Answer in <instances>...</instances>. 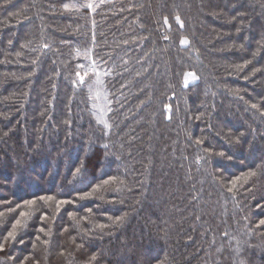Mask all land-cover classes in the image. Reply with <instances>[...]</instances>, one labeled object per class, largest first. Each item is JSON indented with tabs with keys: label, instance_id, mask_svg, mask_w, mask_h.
Here are the masks:
<instances>
[{
	"label": "trees",
	"instance_id": "16d2710c",
	"mask_svg": "<svg viewBox=\"0 0 264 264\" xmlns=\"http://www.w3.org/2000/svg\"><path fill=\"white\" fill-rule=\"evenodd\" d=\"M261 221L264 0H0V264H264Z\"/></svg>",
	"mask_w": 264,
	"mask_h": 264
},
{
	"label": "snow or ice",
	"instance_id": "6c2138e0",
	"mask_svg": "<svg viewBox=\"0 0 264 264\" xmlns=\"http://www.w3.org/2000/svg\"><path fill=\"white\" fill-rule=\"evenodd\" d=\"M86 7L92 8L93 5L92 4H88V5H86ZM177 20L179 21V17H177ZM165 22L167 23V20H165ZM181 43H187V41L186 40H182ZM81 67H83V65H81ZM77 75L80 76V73H77ZM88 75H89L88 72H85L84 73V76L85 77L88 76ZM187 75H192L193 78H195V75L194 74H187ZM83 79H84V77H81V82H83ZM185 83L187 84V80L185 81ZM233 186H235V185L233 184ZM232 190H233L232 188H228V191L229 192H232ZM23 215H24V213H21V216H23ZM16 223L18 224L19 223V220H17ZM261 223L264 224V221H261ZM13 228H15V225H13ZM41 231H43V229H41ZM8 237H14V232L10 231L8 233ZM0 247H2V245H0Z\"/></svg>",
	"mask_w": 264,
	"mask_h": 264
}]
</instances>
